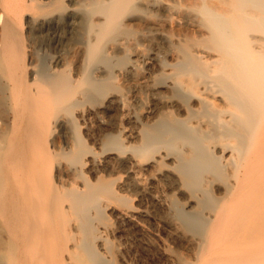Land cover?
<instances>
[{
    "label": "bare ground",
    "instance_id": "1",
    "mask_svg": "<svg viewBox=\"0 0 264 264\" xmlns=\"http://www.w3.org/2000/svg\"><path fill=\"white\" fill-rule=\"evenodd\" d=\"M0 264H264V0H0Z\"/></svg>",
    "mask_w": 264,
    "mask_h": 264
}]
</instances>
